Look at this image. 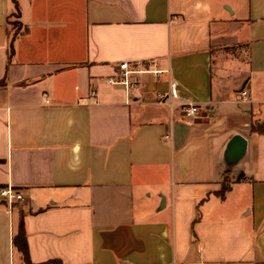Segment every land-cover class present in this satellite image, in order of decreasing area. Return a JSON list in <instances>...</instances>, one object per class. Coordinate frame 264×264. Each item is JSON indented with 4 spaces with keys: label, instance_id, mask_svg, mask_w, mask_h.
Masks as SVG:
<instances>
[{
    "label": "crops",
    "instance_id": "obj_1",
    "mask_svg": "<svg viewBox=\"0 0 264 264\" xmlns=\"http://www.w3.org/2000/svg\"><path fill=\"white\" fill-rule=\"evenodd\" d=\"M18 3L11 54L0 0V187L24 197L31 263L264 264V0ZM123 62L162 74L111 83ZM172 81L197 119L158 103ZM18 207L0 198V264H23Z\"/></svg>",
    "mask_w": 264,
    "mask_h": 264
},
{
    "label": "built area",
    "instance_id": "obj_2",
    "mask_svg": "<svg viewBox=\"0 0 264 264\" xmlns=\"http://www.w3.org/2000/svg\"><path fill=\"white\" fill-rule=\"evenodd\" d=\"M129 63L123 62L120 64L121 74L117 75L116 78L110 80L113 84H122L126 87L133 86V82L130 79V75L134 73H152L156 76L162 74V71L152 69V68H144L138 71H130L129 70ZM155 67V63L153 64ZM248 97V93L246 91L242 92L243 100H246ZM158 103L161 105H167L171 111L176 107H178L181 111V114L184 119L187 120H195L198 118L201 112V106L191 99L184 98L180 95L178 89V83L175 81L170 82V89L169 92L163 95L158 96ZM166 139L169 137L166 136ZM0 198L5 201L9 206H12L15 202H22L24 197L21 192L16 191L14 188L7 186V187H0Z\"/></svg>",
    "mask_w": 264,
    "mask_h": 264
},
{
    "label": "trees",
    "instance_id": "obj_3",
    "mask_svg": "<svg viewBox=\"0 0 264 264\" xmlns=\"http://www.w3.org/2000/svg\"><path fill=\"white\" fill-rule=\"evenodd\" d=\"M14 10L10 15L11 21H9V25L11 26V33H12V40L10 45L11 54L13 53V42L16 36L20 33V31L23 29V26L21 22L19 21L20 18V7L18 0H12ZM13 17L16 18V21L13 23ZM13 26L16 27V31L13 32ZM7 86L6 80L3 79L0 81V89H3ZM251 133L254 135H262L264 134V122H252L251 124ZM242 180V175H240L236 180L233 179L230 172H226L224 174L223 178V188L220 192V196L224 197L226 192L229 191L231 184L233 182H239ZM16 191H19L18 189H15ZM20 192V191H19ZM19 202L13 203L12 207H18ZM19 208V221L17 230L13 236V247L15 250L21 255V259L23 264H32L29 257V247L27 242V230H26V224H25V213L22 211L20 207ZM45 264H57L56 261H50Z\"/></svg>",
    "mask_w": 264,
    "mask_h": 264
},
{
    "label": "water",
    "instance_id": "obj_4",
    "mask_svg": "<svg viewBox=\"0 0 264 264\" xmlns=\"http://www.w3.org/2000/svg\"><path fill=\"white\" fill-rule=\"evenodd\" d=\"M248 151V140L240 135H234L226 144L223 153V164L225 169L233 171L237 169Z\"/></svg>",
    "mask_w": 264,
    "mask_h": 264
},
{
    "label": "rangeland",
    "instance_id": "obj_5",
    "mask_svg": "<svg viewBox=\"0 0 264 264\" xmlns=\"http://www.w3.org/2000/svg\"><path fill=\"white\" fill-rule=\"evenodd\" d=\"M13 23L16 21V18L15 17H13ZM13 32L14 31H16L17 29H16V27L15 26H13ZM218 65H222V68L226 65V63H224V62H219L218 63ZM260 111V112H259ZM255 119H254V122H264V108H263V110H258V109H255ZM234 173H236V172H234ZM234 179V178H233Z\"/></svg>",
    "mask_w": 264,
    "mask_h": 264
}]
</instances>
